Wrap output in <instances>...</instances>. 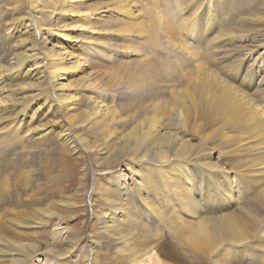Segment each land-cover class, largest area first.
<instances>
[{
	"label": "rangeland",
	"instance_id": "rangeland-1",
	"mask_svg": "<svg viewBox=\"0 0 264 264\" xmlns=\"http://www.w3.org/2000/svg\"><path fill=\"white\" fill-rule=\"evenodd\" d=\"M95 1L104 5L110 0L87 2L97 5ZM13 3L0 0V9L5 10L0 15V64L4 66L15 51L29 44L17 36L24 29H8ZM113 4L117 7L103 11L102 21L93 25L99 29L94 34L109 45L107 57L93 56L97 62L92 65L99 69L93 75L100 79L94 93L98 89L117 113L110 130L84 123L77 129L84 139L62 143L54 135L67 120L52 114L46 103L40 104L43 99L24 83L30 75L19 79L15 94L20 102L7 107L8 121L22 119L0 140V264H117V245L102 222L119 214L112 204L127 199L129 213L137 220L131 240L139 232L147 233L155 239L156 255L165 264H264V235L258 242L231 245L229 254L220 252L224 244L203 253L182 238L188 220L243 210L248 212L246 221L256 219L264 232V0H116ZM107 19H116L120 29L107 27ZM23 20L21 16L14 22L18 27ZM135 22H140V28L132 27ZM73 33L81 38L87 31L75 28ZM47 36L49 44L58 38L56 33ZM31 60L28 57L14 71L27 68ZM199 76L210 79L211 86L227 85L250 100L256 106V124L218 122L196 107L191 88ZM179 105L184 111H195L194 127L183 124L180 111L174 113ZM21 108L24 113L16 112ZM152 115L161 121L157 123L163 131L171 127L199 144L196 159L173 157V162L177 160L173 166L165 164L158 170H175L181 185L189 188L195 213L187 208L188 200L175 199L173 190L167 196L146 184L142 194L133 191L144 181L140 172L145 160L131 157L133 149L119 151V139ZM247 118L243 116V121ZM198 122L200 132H212L213 137L203 140L195 130ZM224 126L225 137L220 130ZM37 132L46 135L39 140L34 138ZM204 160L215 165L202 169L198 161ZM183 171L192 172V178L186 180ZM123 184L131 189L124 192ZM217 186L223 187L222 195L208 198L217 193ZM153 206L172 222L166 223ZM150 261L146 254L143 262Z\"/></svg>",
	"mask_w": 264,
	"mask_h": 264
},
{
	"label": "bare ground",
	"instance_id": "bare-ground-1",
	"mask_svg": "<svg viewBox=\"0 0 264 264\" xmlns=\"http://www.w3.org/2000/svg\"><path fill=\"white\" fill-rule=\"evenodd\" d=\"M87 1L14 0L11 6L14 13L10 18L13 22H9L11 24L8 25V29L13 30V32L24 29L21 32L24 35L21 36V33H17V36L20 35V38L28 40L29 44L22 50L15 51L10 56L7 65L0 64V123L3 122V125L0 126V140L12 129V126L18 127L20 125L22 117L20 121L19 119L8 121V117L11 114L7 107L10 105L14 108L20 102L18 100L20 96H17V93L15 94L16 86L21 81L19 80L20 77L26 74L27 76L30 75L31 78H27L24 83L33 87L37 97L43 99L40 104L43 105L46 103V108L52 114L59 113L67 120L64 123L65 127L63 126L62 130L54 135L56 139L62 138V143L70 144L77 141V137L84 139L85 137L77 130L84 123H88L92 129L97 128L108 131L114 123V120L117 119L116 110H113L110 104L104 102L105 100L101 98L100 93H97L98 89L96 90V94L94 93V89L99 88L98 84H100V79L98 80L93 75L99 69L93 68L94 66H92L97 62L93 56L100 55L107 57L106 50L109 45L108 42L103 41L98 35L94 34L99 29L93 25H95V22L102 21L103 16L106 14L102 15L103 11H109L114 6L117 7L113 4L116 0H110L104 5H98L100 2L97 1L92 2L97 4L93 5ZM4 11L0 9V15ZM124 12L128 15L132 14V11L127 8H125ZM70 15L74 17L71 18ZM21 16L25 20L18 23L17 27L15 20ZM106 23H108L107 27L109 26V28L115 26L116 29H120L116 19L109 20V22L106 21ZM96 25L99 26V23H96ZM16 27L17 29L15 30ZM132 27L140 28V22L133 23ZM75 28L86 30L87 33L83 34L80 38L81 34L77 35L73 33ZM51 33H56L58 38L52 44H49L47 35ZM40 36H42L41 39ZM28 57L33 58V61L31 60L28 63V67L25 68L27 66L25 65L24 69L15 72L14 68L19 66ZM33 64L36 65L30 68ZM78 73L79 75L77 76ZM194 83L191 88L193 94L191 100H195V106L202 108L208 115H212L214 120L218 122L222 120L228 124H233V122L238 120V123L244 127L248 123H252L251 125L256 124L257 120H254L258 116L255 113L256 106L250 100H245L242 95L237 94L229 86H222L221 84H219L220 87L211 86L213 82L210 79L200 76L195 78ZM83 87H89L88 91H81ZM38 102L41 101L38 100ZM86 102H92L91 106H85L84 103ZM178 111L183 114V124H190V126L192 125L194 127L193 119L195 117V111H190L189 109L184 111L182 105L174 113L179 114ZM16 112L22 114V112H25V109L21 108ZM243 116H248L246 122L243 121ZM158 120L156 116L152 115V118L145 124L144 121H141L140 128L133 127L127 132L125 131V134L122 133V139H119L120 142L117 148L119 151L125 149L124 152H126L133 149L134 153L131 157L145 160V162H141L145 166L144 172H140V176L142 175L141 177L144 181L141 183L136 182L137 185L136 187H134L135 185L133 186V191L142 194L146 184L155 186L164 195H167V191L173 190L176 193V196H174L176 197L175 199L177 201L188 200L187 208L195 213L197 211H194L191 206L193 205V200L190 197L189 188L185 189L181 185V180L173 174L175 170L172 168L171 171L167 170L161 173L158 170L165 164L173 166L177 161L173 162L175 158L196 159L195 156L200 152L199 144L182 138L171 127L163 131L157 123ZM196 124L197 127L195 130L201 134L203 140L208 136L214 135L209 131L203 132L202 130L200 132L202 123L198 122ZM171 125L170 123L169 126ZM224 129L225 126L220 129L223 137H225ZM261 132L263 131L261 130ZM254 134L255 128L253 127L250 130V135L252 136ZM44 135H46V132H37V135L33 136L41 140L44 138ZM227 135V138L233 137L230 134ZM198 162L202 169L215 165L210 160ZM191 173L189 171H183L182 175L184 174V177L188 180L192 178ZM152 174L153 178H147ZM158 175H161V177L155 178ZM122 188L125 189L124 192L131 189L127 184H123ZM222 188V186H217L215 190L217 193L211 192V195L207 197L210 199L215 197L214 199H216L222 195ZM142 197L145 196L142 195ZM116 203L111 206L119 214H112L110 217H106L102 222V226L103 230L114 238L117 245L116 252L119 255L117 264H148L143 262L146 254H148L151 264H165L156 255L155 239L149 238L147 233L139 232L131 240V233L134 229L131 228L137 220H134L136 218L129 213L131 206L128 199L121 200L118 205ZM149 203L151 204L150 201ZM154 209L166 223L167 221L168 223L172 222L173 218H168L167 220V216L163 214V211L161 212L156 207ZM247 214L248 212L243 210L242 212H226L188 220V224H185V229H183L182 238L188 241L189 247L203 253L216 249L224 244L220 252L225 251L223 254H229L231 245L238 246L240 244L251 243V241L258 242L262 240L264 232L261 224H259L260 222L256 221V219H253L251 222L246 221L245 215Z\"/></svg>",
	"mask_w": 264,
	"mask_h": 264
}]
</instances>
